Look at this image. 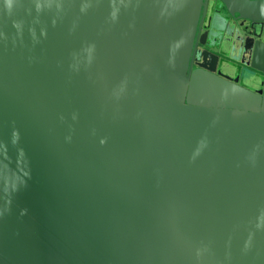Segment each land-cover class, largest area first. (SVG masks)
<instances>
[{
  "label": "water",
  "instance_id": "95a60500",
  "mask_svg": "<svg viewBox=\"0 0 264 264\" xmlns=\"http://www.w3.org/2000/svg\"><path fill=\"white\" fill-rule=\"evenodd\" d=\"M0 264H264V0H0Z\"/></svg>",
  "mask_w": 264,
  "mask_h": 264
},
{
  "label": "rangeland",
  "instance_id": "374dc122",
  "mask_svg": "<svg viewBox=\"0 0 264 264\" xmlns=\"http://www.w3.org/2000/svg\"><path fill=\"white\" fill-rule=\"evenodd\" d=\"M223 15H225L224 8L222 9ZM227 43L224 44V51L227 53ZM220 64H221V71L226 75H232L235 76L234 73H236V67L238 68V65H235L234 62L231 61V57L228 55H222L220 56ZM253 71L245 68L242 70V75L239 77V84H241L244 87L247 88H258V85L253 83Z\"/></svg>",
  "mask_w": 264,
  "mask_h": 264
},
{
  "label": "flooded vegetation",
  "instance_id": "af4514ba",
  "mask_svg": "<svg viewBox=\"0 0 264 264\" xmlns=\"http://www.w3.org/2000/svg\"><path fill=\"white\" fill-rule=\"evenodd\" d=\"M224 7H222L221 8V10L223 9ZM224 11H225V9H224ZM225 15H227L226 14V12H225ZM212 52L214 51H216V49H210ZM231 61L232 62H234L235 63V65H238V68H236L237 70H236V73H234V74H239V77L241 76V74H242V70H244L246 67L245 66H243L242 64H240V60H238V59H234V58H232L231 59ZM220 64V63H219ZM247 69H249V68H247ZM220 70H221V67H220ZM222 72V71H221ZM240 72H241V74H240ZM232 76V75H231Z\"/></svg>",
  "mask_w": 264,
  "mask_h": 264
}]
</instances>
